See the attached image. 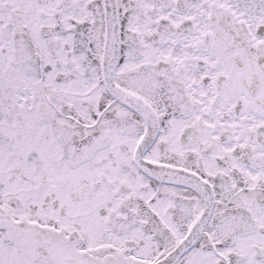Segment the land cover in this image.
<instances>
[{
  "label": "snow or ice",
  "instance_id": "1",
  "mask_svg": "<svg viewBox=\"0 0 264 264\" xmlns=\"http://www.w3.org/2000/svg\"><path fill=\"white\" fill-rule=\"evenodd\" d=\"M0 264H264V0H0Z\"/></svg>",
  "mask_w": 264,
  "mask_h": 264
}]
</instances>
